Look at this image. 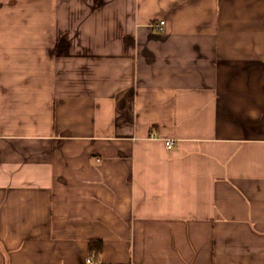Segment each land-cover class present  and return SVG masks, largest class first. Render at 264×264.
I'll return each mask as SVG.
<instances>
[{
  "label": "crops",
  "instance_id": "1",
  "mask_svg": "<svg viewBox=\"0 0 264 264\" xmlns=\"http://www.w3.org/2000/svg\"><path fill=\"white\" fill-rule=\"evenodd\" d=\"M0 264H264V0H0Z\"/></svg>",
  "mask_w": 264,
  "mask_h": 264
},
{
  "label": "built area",
  "instance_id": "2",
  "mask_svg": "<svg viewBox=\"0 0 264 264\" xmlns=\"http://www.w3.org/2000/svg\"><path fill=\"white\" fill-rule=\"evenodd\" d=\"M164 25H165L164 21H161L155 24L154 28L159 31H163ZM165 144L167 145L169 149H172L175 146L176 142L174 140H165ZM92 255H93L92 257L88 258V262H91L93 260L94 253H92Z\"/></svg>",
  "mask_w": 264,
  "mask_h": 264
},
{
  "label": "trees",
  "instance_id": "3",
  "mask_svg": "<svg viewBox=\"0 0 264 264\" xmlns=\"http://www.w3.org/2000/svg\"><path fill=\"white\" fill-rule=\"evenodd\" d=\"M103 248V242L101 239H95L90 241V252L94 253L96 257L97 254H100Z\"/></svg>",
  "mask_w": 264,
  "mask_h": 264
},
{
  "label": "rangeland",
  "instance_id": "4",
  "mask_svg": "<svg viewBox=\"0 0 264 264\" xmlns=\"http://www.w3.org/2000/svg\"><path fill=\"white\" fill-rule=\"evenodd\" d=\"M165 23V22H164Z\"/></svg>",
  "mask_w": 264,
  "mask_h": 264
}]
</instances>
